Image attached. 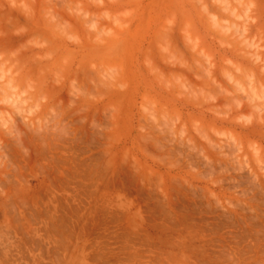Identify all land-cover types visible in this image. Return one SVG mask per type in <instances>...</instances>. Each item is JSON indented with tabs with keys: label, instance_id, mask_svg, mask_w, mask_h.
<instances>
[{
	"label": "rangeland",
	"instance_id": "374dc122",
	"mask_svg": "<svg viewBox=\"0 0 264 264\" xmlns=\"http://www.w3.org/2000/svg\"><path fill=\"white\" fill-rule=\"evenodd\" d=\"M250 3V31L264 32V0ZM53 5L56 19H45L43 10ZM53 5L0 0V51L19 49L22 62L65 106L67 89L51 83L54 73L57 79L63 75V60L81 80L94 67L118 63L129 87L98 103H78L67 111L70 128L43 137L26 134L19 144L4 140L0 264H264V158L218 157L213 174L225 171L220 186L212 187L189 174L190 164L207 171L196 153L173 145L171 153L182 163L161 164L160 152L140 130L136 103L145 94L192 126L214 123L209 109L225 103L178 99L163 91L164 83L179 89L186 79L205 97L222 95L182 34H198L209 50L217 48L188 0H117L107 10L128 26L112 35L98 28V39L80 45L67 44L57 33L65 21L80 30L66 13L83 17L87 6L76 7L73 0ZM125 11L131 15H117ZM158 40L167 49L163 61ZM224 55L216 52L218 80ZM251 59L264 62L260 55ZM56 119L52 115L50 122ZM245 135L264 144V127Z\"/></svg>",
	"mask_w": 264,
	"mask_h": 264
},
{
	"label": "clouds",
	"instance_id": "9594fccd",
	"mask_svg": "<svg viewBox=\"0 0 264 264\" xmlns=\"http://www.w3.org/2000/svg\"><path fill=\"white\" fill-rule=\"evenodd\" d=\"M36 0H33L35 3ZM76 7L87 6L86 15L67 11L72 20L81 24L77 30L70 21H65L58 38L70 45H80L84 40L98 39L94 36L97 29H107L105 35L114 34V30L122 25L119 19L107 10V5H114L117 0H73ZM193 10L199 16L217 48L209 50L201 37L185 35L186 44L190 50L199 56L204 68V76L220 87L222 95L206 96L204 92L194 91L197 86L185 79L179 89L171 82L164 83L163 91L174 93L178 99L192 101L203 100L205 104H213L218 99H224L222 106L210 108L209 112L214 123L211 125L201 121L193 122L195 126L185 121L179 112L168 109L160 100L151 95H142L137 103L138 118L143 122L141 131L153 141L158 149V160L168 165L175 159L177 166L182 162L171 153L173 145L186 147L189 152L196 153L203 161L200 166L189 165V174L206 185L219 187L224 174L214 173L213 165L218 157L229 162L241 160L256 161L264 158V144L245 134L255 127H264V62L260 65L251 57L264 56V32L252 34L250 31V0H188ZM45 6L53 5V0H41ZM53 7H45V19L52 16ZM25 11H28L25 8ZM127 17L130 12L117 13ZM91 19V23L84 21ZM165 23L171 28L172 20ZM110 25V27H109ZM24 31L23 29L20 30ZM249 41H257L250 45ZM157 51L162 61L167 51L157 42ZM216 52H223L222 67L217 79ZM20 50L0 51V155H3L4 140L19 144L26 134L36 137L52 135L57 128H70L67 111L77 108L78 103H98L107 94H122L127 92L128 83L125 80L124 68L118 63L103 64L94 67L91 74L81 80L69 73L67 60L61 62V78L53 74L51 81L55 87L67 89L69 101L67 106L63 100L57 99L41 81L31 73L22 62ZM147 66V64H146ZM149 75H152L150 70ZM220 80L223 84H220ZM178 82V81H177ZM161 83L157 80V84ZM52 115L56 120L50 122ZM119 115V109L113 118ZM95 126V125H94ZM224 147L230 149V154L224 152ZM218 150V151H217ZM24 154L28 155L27 150ZM248 165L245 164V167ZM6 167V161H0V169Z\"/></svg>",
	"mask_w": 264,
	"mask_h": 264
}]
</instances>
